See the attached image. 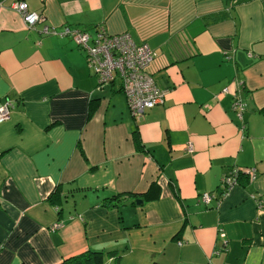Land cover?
<instances>
[{
  "label": "crops",
  "instance_id": "obj_1",
  "mask_svg": "<svg viewBox=\"0 0 264 264\" xmlns=\"http://www.w3.org/2000/svg\"><path fill=\"white\" fill-rule=\"evenodd\" d=\"M19 1L44 18L35 29ZM45 25L147 43L164 102L134 118L120 79L100 84L75 41ZM7 100L0 264H61L87 250L115 251L105 264H264V0H0ZM148 192L140 205H102Z\"/></svg>",
  "mask_w": 264,
  "mask_h": 264
},
{
  "label": "built area",
  "instance_id": "obj_2",
  "mask_svg": "<svg viewBox=\"0 0 264 264\" xmlns=\"http://www.w3.org/2000/svg\"><path fill=\"white\" fill-rule=\"evenodd\" d=\"M13 7L22 15L29 29H35L39 22L44 21L41 14L29 11L25 1L14 3ZM43 32L61 37L70 36L77 46L84 51L89 68L93 71L100 84L110 83L120 79L132 116L139 119L165 99V92L161 90L151 71L155 59V52L147 43H138L128 32L110 33L104 26H98L95 35L79 28L64 25L62 29L45 25ZM228 89H225V92ZM13 103L7 100L0 106V122L8 119ZM233 109L242 118L246 110V103L236 99L232 103ZM191 148V146H190ZM236 169L223 178L225 192L238 182L239 173ZM252 179L256 173L253 168L243 169ZM202 200L209 204L212 200L210 193L203 194ZM55 228L60 227L55 225Z\"/></svg>",
  "mask_w": 264,
  "mask_h": 264
},
{
  "label": "trees",
  "instance_id": "obj_3",
  "mask_svg": "<svg viewBox=\"0 0 264 264\" xmlns=\"http://www.w3.org/2000/svg\"><path fill=\"white\" fill-rule=\"evenodd\" d=\"M134 135H135V140L139 142L137 131H135ZM56 191L57 190H53L48 197V199L51 202L55 201L56 194H57ZM149 192L143 195L136 194V193H116L112 197L106 198L105 200H103L102 205L106 208H117L121 205L126 204V202L130 200L133 204H135V199L140 196H144L146 200L150 199L151 196H149ZM106 256H116L115 251H109L105 254L102 251L99 252V251L87 250L81 254L71 256L65 259L61 264H105ZM115 264H120L118 261V257H117V261Z\"/></svg>",
  "mask_w": 264,
  "mask_h": 264
},
{
  "label": "water",
  "instance_id": "obj_4",
  "mask_svg": "<svg viewBox=\"0 0 264 264\" xmlns=\"http://www.w3.org/2000/svg\"><path fill=\"white\" fill-rule=\"evenodd\" d=\"M143 202H144L143 199H136V204H137V205H140V204H142Z\"/></svg>",
  "mask_w": 264,
  "mask_h": 264
},
{
  "label": "bare ground",
  "instance_id": "obj_5",
  "mask_svg": "<svg viewBox=\"0 0 264 264\" xmlns=\"http://www.w3.org/2000/svg\"><path fill=\"white\" fill-rule=\"evenodd\" d=\"M30 11V10H29Z\"/></svg>",
  "mask_w": 264,
  "mask_h": 264
}]
</instances>
